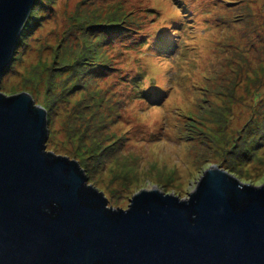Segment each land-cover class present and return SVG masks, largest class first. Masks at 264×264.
<instances>
[{
    "label": "rangeland",
    "instance_id": "obj_1",
    "mask_svg": "<svg viewBox=\"0 0 264 264\" xmlns=\"http://www.w3.org/2000/svg\"><path fill=\"white\" fill-rule=\"evenodd\" d=\"M148 8H182L181 36L153 38ZM139 71L163 98L131 91ZM22 92L47 112L45 150L76 161L108 207L127 209L147 176L189 193L210 163L260 184L264 0H36L0 82Z\"/></svg>",
    "mask_w": 264,
    "mask_h": 264
},
{
    "label": "water",
    "instance_id": "obj_2",
    "mask_svg": "<svg viewBox=\"0 0 264 264\" xmlns=\"http://www.w3.org/2000/svg\"><path fill=\"white\" fill-rule=\"evenodd\" d=\"M35 2L0 0V82ZM47 124L27 93H0V264H264V181L209 162L189 193L147 176L114 209L45 150Z\"/></svg>",
    "mask_w": 264,
    "mask_h": 264
},
{
    "label": "trees",
    "instance_id": "obj_3",
    "mask_svg": "<svg viewBox=\"0 0 264 264\" xmlns=\"http://www.w3.org/2000/svg\"><path fill=\"white\" fill-rule=\"evenodd\" d=\"M192 3L194 4L195 7L197 6L194 1H192ZM197 9H198V7H197ZM148 10H151V11L155 12V13L152 12L154 14V17L158 15L157 19L155 21V23H157V25L154 24L155 28L153 30V32H154L153 33V38L158 40L162 36V35H160L161 31H164L163 35L165 33H167L170 36V38H172V40L175 39V41H176V38H179L181 36L180 33H182L181 32L182 28H180V26H179L181 23L179 24L178 20L176 21L175 18L179 19L182 16H184V12H183L182 8H177V12L181 11L182 12V16H177L178 15L177 12L173 13V15H174L173 16V15H171V13H168L167 10H164L162 8H160V9L148 8ZM158 19L161 21L160 23H159ZM163 25H167V26L163 27ZM175 26H176V28H175ZM151 39H152V34H151ZM144 41H145V39H144ZM145 43H147L149 45L150 41L147 40V41H145ZM152 43H153V41H152ZM135 45H133L132 47H134ZM102 66L103 65L99 62V65H97L96 68L97 69L98 68H103ZM105 67L106 66H104V68ZM97 69H95V70H97ZM146 72L151 73L150 71H146ZM146 72H140V71L139 72H135V74L133 76V79L135 81H137L139 79H141V80L137 81V82H133V87H132V80L126 81V82H128V84H131V91L133 89V92L135 94L138 93V94H141V95H145V93L147 91H149V89H150V91L153 90L154 92L155 91L162 92V96L161 97L163 98L164 95H165V94L163 95V93L165 91L163 90V88L161 86L155 84V82L158 80L157 75L148 74ZM95 76L97 78H99V77H101V74H96L95 73ZM157 95L160 96L159 93H157Z\"/></svg>",
    "mask_w": 264,
    "mask_h": 264
}]
</instances>
